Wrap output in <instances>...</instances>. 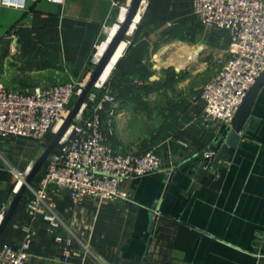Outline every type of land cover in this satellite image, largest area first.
<instances>
[{
    "label": "crops",
    "instance_id": "obj_1",
    "mask_svg": "<svg viewBox=\"0 0 264 264\" xmlns=\"http://www.w3.org/2000/svg\"><path fill=\"white\" fill-rule=\"evenodd\" d=\"M129 2L25 0L19 7L0 0V85L27 93L88 81L95 69L91 58L107 39L104 27L118 24ZM194 4L148 0L110 76L122 61L133 66L123 73L133 83L115 92L112 145L124 152L155 148L163 169L125 183L131 203L76 204L68 189L51 184L32 217L27 205L45 164L7 225L0 249L30 236L29 264H264V85L238 145L204 169L205 152L213 151L228 127L204 115L200 93L218 72L217 59L229 49L230 37L202 25ZM144 64L158 80L142 75ZM163 102L178 114L148 142L146 112L153 109L159 119ZM44 151L30 139L0 137V223L15 196V174L26 175ZM51 204L62 223L55 230L45 219ZM56 236L73 238L72 250Z\"/></svg>",
    "mask_w": 264,
    "mask_h": 264
},
{
    "label": "built area",
    "instance_id": "obj_2",
    "mask_svg": "<svg viewBox=\"0 0 264 264\" xmlns=\"http://www.w3.org/2000/svg\"><path fill=\"white\" fill-rule=\"evenodd\" d=\"M48 1L63 4L65 0ZM2 2L19 7L25 4V0ZM193 13L205 27L225 30L230 37L229 49L217 59L218 72L200 93L204 115L230 127L248 92L264 72V0H195ZM109 30V26L104 27L108 41ZM97 62L95 54L91 65L96 66ZM86 83H58L27 93L0 85V137L30 139L46 149L48 134L58 130ZM117 118V95L106 88L105 82L97 83L69 131L45 163L35 197L27 205L32 217L45 204L51 184L68 189L76 204L85 200L131 203L125 183L163 169V158L155 148L124 152L112 145ZM214 158V151L205 152L204 169H211ZM28 173L15 174V195ZM48 209L45 219L55 230L62 223L53 204ZM6 212L5 208L2 215ZM55 239L65 244L67 252L72 250L73 238L56 236ZM29 242L30 236H27L19 246L3 245L0 264H29ZM64 259H68L66 254Z\"/></svg>",
    "mask_w": 264,
    "mask_h": 264
},
{
    "label": "water",
    "instance_id": "obj_3",
    "mask_svg": "<svg viewBox=\"0 0 264 264\" xmlns=\"http://www.w3.org/2000/svg\"><path fill=\"white\" fill-rule=\"evenodd\" d=\"M143 0H130L128 6V12L123 20V22L119 25L117 32L109 39V43L106 46V49L101 57V59L97 62L95 69L90 76L89 80L86 83V86L78 98L74 107L69 111L67 116L65 117L63 123L60 125L58 130L55 132V136L51 143L47 146L42 156L37 160V162L33 165L30 172L26 176L25 180L20 185L16 195L13 197L7 212L5 213L1 223H0V239L9 224L11 218L13 217L16 209L18 208L20 202L22 201L26 191L34 182L37 174L43 168L45 163L47 162L49 156L57 149L58 145L65 137L67 132L69 131L73 121L79 115L85 100L90 93V91L95 87L97 83H99L102 79L103 74L109 67L113 57L115 56L121 42L125 40L128 36V32L135 20L138 12L140 11ZM116 65V64H115ZM113 66V68L115 67ZM112 68V70H113ZM111 70V71H112ZM140 72L143 76L150 81L158 80V77L144 64L140 68ZM109 77V76H108ZM264 85V72L257 79L254 86L248 92L243 104L240 106L233 122L230 127L227 128V134L221 138L216 146L212 147V150L216 152V157L213 165L216 166L222 159L223 155L227 152L229 147H236L241 139L240 133L246 125L255 103V99L259 93L260 88Z\"/></svg>",
    "mask_w": 264,
    "mask_h": 264
},
{
    "label": "rangeland",
    "instance_id": "obj_4",
    "mask_svg": "<svg viewBox=\"0 0 264 264\" xmlns=\"http://www.w3.org/2000/svg\"><path fill=\"white\" fill-rule=\"evenodd\" d=\"M127 37L125 38V40L127 39ZM116 67H114L113 69H115ZM131 70H133V66L130 63H128L127 61H122V63H120V65H119L117 71H115L116 73H114L113 77L110 78V76L114 70L111 71L109 77L105 81V84H108L111 88H113V92H119V91L124 92V90L126 89L125 87L128 84H132L134 81V79H129L126 77L124 78V76H125L124 74H126L127 71H131ZM166 105H168V103H165V102L162 103L161 111H160L161 114H160L159 119L157 117L154 118V113L156 114V112H154L153 109L149 113L146 112L147 113L146 114L147 119H146V122H143V123H145L144 133L146 135V140L148 142L154 141V139L157 137V135L159 133L158 130L160 128L164 129L165 126L170 125L176 119V116L178 114L177 110H174L175 108L171 109V108L167 107ZM53 138L54 137H52V138L48 137L47 138L48 145L51 143Z\"/></svg>",
    "mask_w": 264,
    "mask_h": 264
},
{
    "label": "bare ground",
    "instance_id": "obj_5",
    "mask_svg": "<svg viewBox=\"0 0 264 264\" xmlns=\"http://www.w3.org/2000/svg\"><path fill=\"white\" fill-rule=\"evenodd\" d=\"M147 1H148V0H143V3H142L141 8H140V11L138 12V14H137L135 20L133 21V24L131 25V28H130V30H129V32H128V35H129V36L133 34L132 32H133V30L136 28V25H137V23H138V21H139L140 15H141V13H142L143 10H144V8H145V6H146V4H147ZM126 5H127V4H126ZM128 6H129V5H127V6H125V7H123V8L121 9V14H120V19H119L120 21H119L118 24L113 25V27L110 28L109 33H108V38H109V37L112 38V36H114V34L117 32V30H118V28H119V25L123 22V20L125 19L126 15H127V12H128ZM131 33H132V34H131ZM110 38H109V39H110ZM107 41H108V40H106V41L104 42V44L100 45L99 48H98V52H97V53H98V55H97V60H98V61L101 59V57H102V55H103V53H104V51H105V49H106V46H107L108 43H109V41H108V42H107ZM126 47H127V41H126V40H123V41L121 42V44H120V46H119V48H118V50H117L115 56L113 57V59H112L110 65H109V67L107 68V70H106L105 73L103 74L100 83L105 82V81L107 80L108 76H109L110 73H111V70H112L113 66H114L115 64L118 63V61L120 60L121 56L124 54V51H125ZM60 125H61V123L58 125L57 128H59Z\"/></svg>",
    "mask_w": 264,
    "mask_h": 264
},
{
    "label": "trees",
    "instance_id": "obj_6",
    "mask_svg": "<svg viewBox=\"0 0 264 264\" xmlns=\"http://www.w3.org/2000/svg\"><path fill=\"white\" fill-rule=\"evenodd\" d=\"M54 136H55V134H54L53 132H51V133L48 134L47 138H48V137L52 138V137H54Z\"/></svg>",
    "mask_w": 264,
    "mask_h": 264
}]
</instances>
